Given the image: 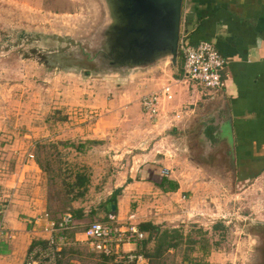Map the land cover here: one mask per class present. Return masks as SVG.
I'll return each mask as SVG.
<instances>
[{
    "label": "rangeland",
    "instance_id": "1",
    "mask_svg": "<svg viewBox=\"0 0 264 264\" xmlns=\"http://www.w3.org/2000/svg\"><path fill=\"white\" fill-rule=\"evenodd\" d=\"M108 15L105 0H0V195L17 206L19 221L42 212L70 213L81 224L132 216L135 225L196 242L163 253L166 264H184L186 254L208 264H264V174L243 180L231 147L203 138L199 124L211 109L161 141L159 126L139 112L138 92L123 97L128 73L101 57ZM136 82L129 80L131 92ZM176 98L156 103L157 111H182ZM226 126L218 136L229 142ZM148 174L177 181L180 193H159ZM110 198L115 211L106 212ZM25 246L16 252L21 263ZM65 254L75 264H112L84 245Z\"/></svg>",
    "mask_w": 264,
    "mask_h": 264
},
{
    "label": "crops",
    "instance_id": "2",
    "mask_svg": "<svg viewBox=\"0 0 264 264\" xmlns=\"http://www.w3.org/2000/svg\"><path fill=\"white\" fill-rule=\"evenodd\" d=\"M180 32L191 44L199 41L210 43L224 58L226 63L221 72L224 88L205 92L188 84L175 85L174 80L181 76V65L176 62L172 67L163 59L150 66L133 69L128 76H123L122 82L127 85L123 97L138 92L139 112L154 127L159 126L161 141L173 135L182 123L188 125L195 114L211 109L206 122L199 124L203 138L210 145L217 143L221 147H231L228 155L233 158L243 180L260 178L264 174V0H182ZM132 77L137 80L134 83L137 89L133 92L128 83ZM166 84L170 86L172 95L177 96L178 108H182L181 119L177 122L172 120L173 114L162 111L149 118L139 103L142 96L157 92ZM222 124H227L225 129L229 132V142L224 136H218ZM194 125L190 127L194 128ZM205 126L210 127L209 134ZM161 161L159 159L158 162ZM149 174L145 175L147 180H150ZM175 183V192L164 193L158 189L159 193L177 196L180 184ZM147 184L149 189L152 188ZM7 199V205H2L1 201L7 202ZM11 203L8 196L0 195V264H20L16 252L22 242L26 244L27 251L32 240L28 230L29 219L19 221L13 213L17 206Z\"/></svg>",
    "mask_w": 264,
    "mask_h": 264
},
{
    "label": "built area",
    "instance_id": "3",
    "mask_svg": "<svg viewBox=\"0 0 264 264\" xmlns=\"http://www.w3.org/2000/svg\"><path fill=\"white\" fill-rule=\"evenodd\" d=\"M177 50L181 57V76L174 80L175 85L193 82L207 91L224 88L221 72L226 62L210 43L191 44L179 32ZM171 98L172 91L166 84L159 91L142 96L139 103L142 111L152 118L157 115L158 102ZM181 115V112L174 113L172 120L179 121ZM131 220L132 216L125 222L108 216L105 221L81 224L70 213L53 218L42 212L28 222L32 240L22 264H75L65 254L72 245H84L90 253L109 258L114 264H147L143 253L134 249L144 236Z\"/></svg>",
    "mask_w": 264,
    "mask_h": 264
},
{
    "label": "water",
    "instance_id": "4",
    "mask_svg": "<svg viewBox=\"0 0 264 264\" xmlns=\"http://www.w3.org/2000/svg\"><path fill=\"white\" fill-rule=\"evenodd\" d=\"M105 2L109 14L105 28L108 53L100 56L108 65L120 67L123 73L163 59L176 66L182 0Z\"/></svg>",
    "mask_w": 264,
    "mask_h": 264
},
{
    "label": "trees",
    "instance_id": "5",
    "mask_svg": "<svg viewBox=\"0 0 264 264\" xmlns=\"http://www.w3.org/2000/svg\"><path fill=\"white\" fill-rule=\"evenodd\" d=\"M178 52V51H177ZM177 64L181 63V57L179 52L177 53ZM150 182L160 191L162 192H175L177 190V184L173 181L168 180L167 178L163 176H151ZM111 200L108 201V204H106L105 211L108 212L111 210V206H114L115 211V203L113 201V198H110ZM72 215V214H71ZM73 218H75L74 215H72ZM139 232L143 234V240L136 244V250L143 253V256L145 257L147 264H166L164 263L162 259V255L165 252H168L170 250L176 249L178 246H180L183 242L186 245L187 249H190L195 246V243L193 240H190L188 236L185 238L183 237L182 233L178 230H163L161 231L160 227L157 225H154L150 222H142L136 225ZM217 228H220V225L213 226L212 229L215 230ZM189 239V241H188ZM202 240V239H201ZM204 243V240H202ZM151 243L152 248L146 249V246ZM198 243V242H197ZM183 245V244H182ZM142 249V251H141ZM202 250L205 252L204 255L207 254V250L205 248H202ZM66 252V251H65ZM101 259H103L105 262L111 260L109 258H105L101 255H97ZM182 262L184 264H208L206 261L197 259V258H190L186 256H183ZM112 263V262H111ZM114 264V263H112Z\"/></svg>",
    "mask_w": 264,
    "mask_h": 264
}]
</instances>
